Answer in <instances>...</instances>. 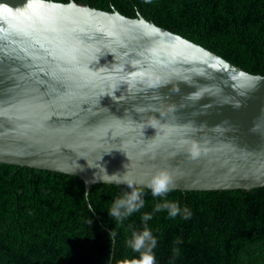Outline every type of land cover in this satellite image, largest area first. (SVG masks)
I'll list each match as a JSON object with an SVG mask.
<instances>
[{"label":"water","instance_id":"water-1","mask_svg":"<svg viewBox=\"0 0 264 264\" xmlns=\"http://www.w3.org/2000/svg\"><path fill=\"white\" fill-rule=\"evenodd\" d=\"M0 163L87 193L162 169L173 189L262 187L264 75L141 14L0 0Z\"/></svg>","mask_w":264,"mask_h":264},{"label":"trees","instance_id":"trees-1","mask_svg":"<svg viewBox=\"0 0 264 264\" xmlns=\"http://www.w3.org/2000/svg\"><path fill=\"white\" fill-rule=\"evenodd\" d=\"M75 1L129 17L141 14L264 75V0ZM128 191L122 184L94 183L85 198L79 176L0 163V264H117L138 258L126 241L144 227V213L153 214L146 223L158 241L157 264H264V186L172 189L166 199L187 208V220L169 218L166 210L153 213L163 200L144 187L145 206L118 225L107 210ZM112 229L116 235L109 239Z\"/></svg>","mask_w":264,"mask_h":264},{"label":"clouds","instance_id":"clouds-1","mask_svg":"<svg viewBox=\"0 0 264 264\" xmlns=\"http://www.w3.org/2000/svg\"><path fill=\"white\" fill-rule=\"evenodd\" d=\"M198 153L193 151L192 155L195 157ZM116 174H113L115 176ZM130 191L123 192L111 204V207L107 210L108 215L113 218L117 224H122L125 220L130 218L134 213L138 212L145 206V200L143 199L144 191L146 187L151 191L153 198H161L162 203H157L153 209V213L161 211H167L169 218H176L177 216L183 217L187 220L191 217V213L187 208H181L178 203L171 202L166 199L168 193L175 187L173 177L167 170H159L150 180L145 184L143 181L138 186L133 180L128 179L123 181ZM88 193H85L87 198ZM89 211L94 209L89 205ZM153 218L152 213H144L141 217L144 223V227L137 231H131V238L126 241L127 247L131 249L133 253L138 254V258L131 259L124 258L117 261V264H157L154 249L157 247V238L153 235L151 229L147 226V221ZM128 228L131 229L132 225L129 224ZM116 231L112 229L109 233V239L115 237ZM177 239L176 243H179ZM174 255H179V249H174Z\"/></svg>","mask_w":264,"mask_h":264}]
</instances>
